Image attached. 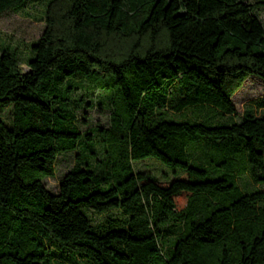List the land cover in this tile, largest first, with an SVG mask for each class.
<instances>
[{
    "label": "trees",
    "instance_id": "obj_1",
    "mask_svg": "<svg viewBox=\"0 0 264 264\" xmlns=\"http://www.w3.org/2000/svg\"><path fill=\"white\" fill-rule=\"evenodd\" d=\"M30 2L43 28L26 69L0 44V264H264V190L237 183L264 185V112L230 98L264 83V0H0V14ZM94 104L108 126L80 130ZM152 157L169 177L133 170Z\"/></svg>",
    "mask_w": 264,
    "mask_h": 264
},
{
    "label": "rangeland",
    "instance_id": "obj_2",
    "mask_svg": "<svg viewBox=\"0 0 264 264\" xmlns=\"http://www.w3.org/2000/svg\"><path fill=\"white\" fill-rule=\"evenodd\" d=\"M247 1L254 2V0ZM254 11L264 28V6L256 5ZM41 15L42 4L39 2H30L19 10H6L0 14V44H9L11 47H15L22 70L26 69L25 59L30 55L27 49L28 42L34 40L42 31L43 21L40 19ZM93 98L95 100L97 96L94 95ZM230 98L238 116L246 109L256 115L263 113L264 106H259L257 102L264 99V83L254 76H247ZM169 114L173 118L177 117L176 114L171 112ZM0 117L8 121V107L0 109ZM76 117L80 130L93 128L95 125L102 128L108 126V110L105 107L103 109L99 108L96 104L90 108L87 105L79 108ZM76 152V150H72L56 156L53 174L43 179V184L49 191H56L59 178L76 162ZM131 166L133 170L146 171L160 180L171 175L169 171L171 167L153 157L134 160L131 162ZM237 183L241 189L261 188L264 190V185L253 183L247 174L241 175L237 179Z\"/></svg>",
    "mask_w": 264,
    "mask_h": 264
}]
</instances>
